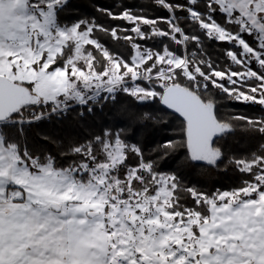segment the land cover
Returning <instances> with one entry per match:
<instances>
[{"label": "snow or ice", "instance_id": "6c2138e0", "mask_svg": "<svg viewBox=\"0 0 264 264\" xmlns=\"http://www.w3.org/2000/svg\"><path fill=\"white\" fill-rule=\"evenodd\" d=\"M154 6L164 14L98 7L122 22L105 25L72 0H0V264H264V143L228 159L248 177L228 189L165 170L181 149L184 164L217 166L236 123L264 139V0ZM206 41L228 45L223 61L205 57ZM120 97L158 101L180 118L178 138L149 149L139 128L162 118L142 111L60 158L29 146L26 126ZM217 97L260 114L223 119Z\"/></svg>", "mask_w": 264, "mask_h": 264}, {"label": "trees", "instance_id": "16d2710c", "mask_svg": "<svg viewBox=\"0 0 264 264\" xmlns=\"http://www.w3.org/2000/svg\"><path fill=\"white\" fill-rule=\"evenodd\" d=\"M74 8L82 17L95 16L100 22L107 24L122 23L119 21H110L107 17L101 15L98 7L111 6L113 10L120 8L121 5H132L136 11H143L148 14L149 18L156 15H163L157 7L154 6V0H72ZM186 27H188L186 25ZM168 42V41H165ZM118 47V46H117ZM227 44L216 43L214 41H206L205 57L213 61H223V50L227 48ZM124 49H121L123 51ZM194 50V45L190 46L189 51ZM219 101L218 113L223 119H230L233 114H248L256 116L260 114L258 105H244L238 103H231L224 97H217ZM130 103L131 111H122L121 105ZM79 108L72 110L67 116L62 119L53 118L51 121H44L32 126H26L25 134L27 142L30 147L41 149L45 155L52 154L60 158V154L67 152L68 145L72 143H82L86 139L91 138L93 134H98L105 126L112 127H127L135 121V115L142 111H151L160 122L149 121L142 128L145 132L139 134L145 137L149 143V149L155 147L156 144L162 143L165 136L178 138L175 133L179 131L180 118L165 110L159 102L140 107L130 101L124 100L123 97L118 98V103L115 105L109 103L104 107L103 112L96 111L94 116L85 115L81 118L78 115ZM124 117L125 119H121ZM116 118V119H115ZM235 131L228 134L226 137L217 141V145L222 147L225 153L223 160L217 166H206L202 164H195L188 162L184 164L185 150L181 149L176 158H180L181 169L184 172L185 183L189 186L195 185L204 191H213L217 188L228 189L238 186L242 179H247L246 175L239 173L234 165L228 164V159L235 157L241 158L250 155L253 151H258V146L264 143L257 135L248 132L241 124L234 125ZM65 129H74V136H66ZM53 131L62 132L56 141ZM158 132L157 138H151L152 133ZM40 154L39 152L37 153ZM172 159L167 158L168 167L165 170H174L175 166L171 164ZM180 167V166H178ZM188 205L192 202L190 197L187 198Z\"/></svg>", "mask_w": 264, "mask_h": 264}, {"label": "rangeland", "instance_id": "374dc122", "mask_svg": "<svg viewBox=\"0 0 264 264\" xmlns=\"http://www.w3.org/2000/svg\"><path fill=\"white\" fill-rule=\"evenodd\" d=\"M121 119H125L124 117L122 118V117H120ZM116 119V118H115ZM142 131H144L142 128L140 129L139 128V133L138 134H143V133H145V132H142ZM65 133H66V136H69L70 138L71 137H73L74 136V129H65ZM61 134H62V132H58V131H53V135H54V137H55V139H56V141H58V138H59V136H61ZM159 136V133L158 132H154V133H152V136H151V138H157ZM180 158H176L175 160H172V162H171V164L173 165V166H175V167H178V166H180V168H181V165H180Z\"/></svg>", "mask_w": 264, "mask_h": 264}, {"label": "water", "instance_id": "95a60500", "mask_svg": "<svg viewBox=\"0 0 264 264\" xmlns=\"http://www.w3.org/2000/svg\"><path fill=\"white\" fill-rule=\"evenodd\" d=\"M162 106V105H161ZM163 108H164V106H162ZM167 111H169L170 113H171V111L170 110H167ZM193 163H195V164H202V165H206V166H210V165H207L205 162H193ZM210 167H212V166H210Z\"/></svg>", "mask_w": 264, "mask_h": 264}]
</instances>
